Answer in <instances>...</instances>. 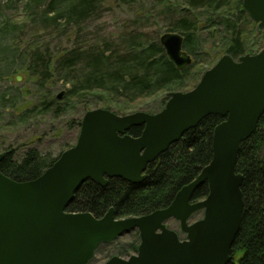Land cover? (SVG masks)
Returning a JSON list of instances; mask_svg holds the SVG:
<instances>
[{"label": "water", "instance_id": "1", "mask_svg": "<svg viewBox=\"0 0 264 264\" xmlns=\"http://www.w3.org/2000/svg\"><path fill=\"white\" fill-rule=\"evenodd\" d=\"M242 7L264 31V0H242ZM159 42L178 69L191 62L180 33L164 32ZM63 93L60 90L56 98ZM167 96L154 113L87 109L75 143L34 179L17 181L0 171V264H87L98 244L134 229L140 239L136 254L112 255L101 264L229 262L243 209L237 154L264 111V42L255 53L236 58L223 53L192 88L169 91ZM209 114L224 117L213 129L212 158L168 206L125 217H116L112 207L101 217L66 210L87 179L102 186L111 177L143 180L147 164ZM133 125H143L140 135L127 132ZM3 156L0 152V161ZM203 182L208 184L207 195L191 200ZM198 210H203L202 217L189 222ZM170 218L178 221L183 239L166 225Z\"/></svg>", "mask_w": 264, "mask_h": 264}, {"label": "trees", "instance_id": "2", "mask_svg": "<svg viewBox=\"0 0 264 264\" xmlns=\"http://www.w3.org/2000/svg\"><path fill=\"white\" fill-rule=\"evenodd\" d=\"M158 1L161 3L164 0ZM187 3L191 6L182 7L183 15L177 17L167 30H176L182 34V46L187 53L193 55L194 62L203 61V56L210 53L201 49L205 40L199 35V31L211 27L209 32L213 34L217 22L223 23L220 28L222 52L229 53L234 58L248 51L256 52L250 49L245 34L238 26L237 19L242 15L248 18L242 7V0H235L234 4L235 8H239V16H233L232 12H227L230 15L224 11L217 12L221 5H229L231 0H187ZM94 4L95 0H68L65 5L53 10L51 15L46 14L45 18L52 21H56L60 15L73 19L83 18L93 10ZM196 6H203L207 12L205 24L200 22L201 13L196 12ZM163 7L169 10L175 8L176 4L169 2ZM45 11L44 9L42 14ZM252 23L254 24L253 21ZM255 33L261 39L258 47L261 49L264 32L256 26ZM126 47L128 56L117 54V57L113 51L106 52V47L100 46L74 45L64 54L56 55V58L50 53L45 55V52L32 50V54H37L33 55L34 60H42L38 68H34L31 60L27 66H33L30 71L37 75L36 81L41 85L55 81L64 85L62 100H58L56 94L48 98L42 97L43 108L52 106L51 117L56 119L63 115L59 114L61 109L66 110L74 101H84L92 91L101 90L115 96L125 91L129 97H136L154 89L163 88L162 90L168 91L175 85L183 86L191 66L178 69L167 58L157 36L144 42L130 37ZM45 51L48 49L45 48ZM14 57V53L6 52L0 75L3 72L9 73ZM63 64L68 67H63ZM70 64H78L79 68L75 73H71ZM167 98L165 95L161 99L162 105ZM223 119L218 114H209L202 118L195 127L185 131L178 141L147 164L145 177L140 182L111 177L102 186L90 179L85 180L74 192L66 210L88 211L95 217H101L112 207L116 217H125L148 214L168 206L177 191L192 181L211 160L213 129ZM69 121L80 125L77 118L75 121L70 118ZM142 129L143 125H133L127 132L138 136ZM22 145L5 147L0 161V171L17 181L31 180L39 176L63 150L61 148L58 154L53 155L51 152L42 151L31 142ZM235 169L242 175L240 188L243 209L227 264H264V111L252 134L240 142ZM207 193L208 184L203 182L195 188L191 200L202 199Z\"/></svg>", "mask_w": 264, "mask_h": 264}, {"label": "rangeland", "instance_id": "3", "mask_svg": "<svg viewBox=\"0 0 264 264\" xmlns=\"http://www.w3.org/2000/svg\"><path fill=\"white\" fill-rule=\"evenodd\" d=\"M67 1L0 0V68L3 69L5 64L3 59L6 58V52L15 54L9 73L3 72L0 75V152L8 145L19 146L31 142L42 151L56 155L61 148H69L77 139L79 126L75 125V122L69 123L70 118L74 121L77 118L80 122L87 109L105 107L118 114L137 110L151 113L159 111L165 104H161V99L167 92L192 88L203 71L224 53L220 32L223 23L217 22L213 34L209 32L211 27L199 31V35L205 40L201 49L210 53L204 55L201 62H194L193 55L189 53L192 63L187 65L191 67L183 86L175 85L168 91L162 90L163 88L154 89L136 97H129L125 91L118 93V96L101 90L92 91L84 101H74L66 110L61 109L59 114L63 115L54 119L51 117L52 106L43 108L42 97L48 98L64 90V85L58 81L41 85L36 81L37 75L30 70L33 66L38 68V64L40 67L42 60H34L37 54H32V50L45 52V55L50 53L56 58V55L64 54L74 45L100 46L106 47V52L113 51L116 57L117 54L128 56L126 45L130 37L144 42L153 40L156 36L159 39L164 32L179 33L167 29L177 17L183 15L182 7L189 5L187 0H164L161 3L158 0H95L93 10L83 18L73 19L66 15L58 16L56 21L45 18L46 14L51 15L53 10L56 11ZM169 2L176 4V7L165 9L163 5ZM234 4L235 0H231L229 5H221L217 12L224 11L227 15H230L227 12H232L233 16H239V8H235ZM196 7V12L201 13L200 22L205 24L207 12L203 6ZM44 9L46 11L42 14ZM237 21L250 44V49L256 52L260 50L258 47L261 39L258 33H255L257 22L243 15ZM263 42L262 38V46ZM45 48L48 51H45ZM112 59L114 61V56ZM29 60L33 66L27 68ZM70 65L71 73H75L79 68L78 64ZM62 66L68 67L65 64ZM16 76L20 79L17 80ZM58 100H62V97ZM202 215L203 210L196 211L190 216L189 222L201 218ZM165 223L169 228L176 230L181 239L185 237L177 220L170 218ZM139 241L138 231L134 229L114 240L102 242L97 245L87 264H101L112 255L127 258L136 254L137 248L134 246H137Z\"/></svg>", "mask_w": 264, "mask_h": 264}]
</instances>
